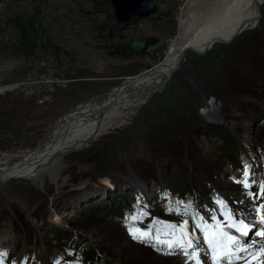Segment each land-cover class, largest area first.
Wrapping results in <instances>:
<instances>
[{
    "label": "rangeland",
    "instance_id": "374dc122",
    "mask_svg": "<svg viewBox=\"0 0 264 264\" xmlns=\"http://www.w3.org/2000/svg\"><path fill=\"white\" fill-rule=\"evenodd\" d=\"M153 1L159 6L157 12L122 25L114 18L110 0H0L1 164L7 160L14 164L16 154L35 149L49 126L70 110L104 96L102 92L110 86L118 84L109 93L122 89L144 64L163 60L177 33L179 12L186 0ZM257 19L256 25L234 37L196 51L186 50L164 92L154 93L129 118L64 154L57 181L47 176L43 185L28 178L5 183L0 188V239L4 240L0 241V251H13L22 232L26 238L31 235L36 262L30 258L28 262L40 264V251L49 258L55 254L50 247L65 248L60 241L63 236L68 240L78 234L81 237L77 235L73 241H85L81 239L84 237L89 241L74 253L73 247H68L69 262L77 260L71 256L84 250L80 264H100L88 249L91 247L115 264H185L178 251L169 255L132 239L126 224L125 229L122 227V218L111 226L99 224L106 212L102 203L109 200L110 192L97 189L100 184L107 187L111 177L116 182H129L119 186L112 183L117 187L111 191L124 192L118 204L125 217L137 205V198H145L140 204L146 205L150 215L141 227L154 217L172 223L181 220L165 210L168 201L161 203L162 193L148 178L169 186L166 192L173 195H168L170 200L191 201L205 217L212 202L211 208L215 206L217 190L234 194L236 200L243 198L238 203L244 204L243 214L251 219L253 202L234 180L240 177L245 163L252 165L254 174L256 167L259 169L257 184L264 179V118H255L262 111L246 104L256 102L264 108V2ZM145 35L159 36L147 51L125 46L129 38ZM39 70L47 77L61 75L52 83L53 90L32 94L23 87L6 89V85ZM226 126L229 129L225 130ZM9 156L13 158L6 159ZM229 167H233L232 173L225 171ZM134 177L149 181L143 183L147 190L143 194H138ZM86 187L99 191L98 195H87ZM251 191L255 193L257 186ZM149 192L153 193L150 198ZM81 195L85 200L72 203ZM107 215L114 218L117 211ZM14 217L21 223L17 224ZM49 227L58 229V237ZM64 232L71 235L67 238ZM42 238L50 247L44 248ZM21 240L23 244L24 238ZM13 253L18 255L20 250ZM63 258L56 261L66 264ZM9 262L7 255L6 264Z\"/></svg>",
    "mask_w": 264,
    "mask_h": 264
},
{
    "label": "bare ground",
    "instance_id": "6f19581e",
    "mask_svg": "<svg viewBox=\"0 0 264 264\" xmlns=\"http://www.w3.org/2000/svg\"><path fill=\"white\" fill-rule=\"evenodd\" d=\"M263 2L264 0H186L179 12L177 33L170 40L163 60L148 69L143 66L141 70H144L132 76L128 85L121 87L122 89H113L111 93L93 98L64 114L49 126L35 149L16 154L18 161L14 164L8 160L0 163V188L13 178H28L41 185L47 176H51L54 182L57 181L62 171L64 154L118 125V121L129 118L154 93L166 90L172 74L180 66L182 56L179 54L183 48L192 50L208 47L250 29L258 22L257 16ZM9 158L13 156L6 159ZM255 171L259 174L257 167ZM139 186L146 188L143 182ZM233 199L235 210L242 211L243 214L246 207ZM248 239L259 238L251 236ZM0 241L4 240L1 238Z\"/></svg>",
    "mask_w": 264,
    "mask_h": 264
},
{
    "label": "snow or ice",
    "instance_id": "6c2138e0",
    "mask_svg": "<svg viewBox=\"0 0 264 264\" xmlns=\"http://www.w3.org/2000/svg\"><path fill=\"white\" fill-rule=\"evenodd\" d=\"M251 169L252 165L245 163L240 177L234 180L253 202L254 215L251 219L242 211L231 208L226 198L219 195L214 199L215 207L208 209V216L205 217L191 201L170 200L165 194L164 198L168 201L165 210L180 216V222L172 223L154 217L149 224L141 227L150 213L137 198V205L125 217L129 235L169 255L178 251L185 258V264L189 261L192 264H264V179L257 184ZM253 185L257 186L255 193L251 191ZM250 236L259 239H248ZM7 255L0 251V264H6ZM12 264H27V259L22 258ZM56 264H61V261L57 260ZM66 264L80 262L77 259Z\"/></svg>",
    "mask_w": 264,
    "mask_h": 264
},
{
    "label": "water",
    "instance_id": "95a60500",
    "mask_svg": "<svg viewBox=\"0 0 264 264\" xmlns=\"http://www.w3.org/2000/svg\"><path fill=\"white\" fill-rule=\"evenodd\" d=\"M110 4L113 9V15H114L115 20L117 21V23L122 24V25L126 24L127 22L137 17L148 16L159 10V6L153 0H110ZM158 40H159V36L157 35H145L141 37H132L127 40V42L125 43V46L129 49H133L138 52H145L147 51V48L149 46L155 44ZM185 50L186 48H183L179 56H182ZM192 50L196 51L194 48ZM143 66L145 69L152 67L150 63H146ZM143 70L144 69L140 71H143ZM117 85L118 84H115L114 86L116 87ZM114 86L108 87L102 93L108 94L109 91L111 90L110 88ZM82 101L80 102L82 103Z\"/></svg>",
    "mask_w": 264,
    "mask_h": 264
},
{
    "label": "built area",
    "instance_id": "2783aa9c",
    "mask_svg": "<svg viewBox=\"0 0 264 264\" xmlns=\"http://www.w3.org/2000/svg\"><path fill=\"white\" fill-rule=\"evenodd\" d=\"M45 75L48 76V74H45L43 70L33 71L30 75L23 77L22 79L14 82L12 85H6V89L9 87H23L27 93L29 92L32 94L39 92L41 89L51 91L53 90V87L51 88L52 83L55 84V80L56 82L59 81L58 76L61 75L56 76V74H50L49 77Z\"/></svg>",
    "mask_w": 264,
    "mask_h": 264
},
{
    "label": "trees",
    "instance_id": "16d2710c",
    "mask_svg": "<svg viewBox=\"0 0 264 264\" xmlns=\"http://www.w3.org/2000/svg\"><path fill=\"white\" fill-rule=\"evenodd\" d=\"M246 104H250L249 102H246ZM111 181H112V183H115L116 185H117V182H116V179L114 178V177H111ZM101 186V187H100ZM98 187H100L99 189H97V190H99V191H107V188H106V186L105 185H103V184H100ZM98 187H96V188H98ZM86 188H88V194L87 195H89V194H92V193H94V195H98V193H99V191L98 192H95V191H91V190H93V189H90L89 187H86ZM86 188H84V189H86ZM114 195H115V193H114ZM113 194L111 195V197H113L114 196ZM80 197V198H79ZM79 197H77V198H75L74 200H73V202L72 203H77V202H82L83 201V199H84V195H81V196H79ZM92 197V196H91ZM87 199H89V197L87 196ZM94 199H97V198H94ZM93 199V200H94ZM80 200V201H79ZM85 200V199H84ZM98 200V199H97ZM69 203H70V201H68ZM83 208H81V212L80 213H82L83 212ZM102 220H104V217H100L99 218V224H103V222H102ZM104 225V224H103ZM108 227V226H107ZM66 234L67 235H69L70 236V233H67L66 232ZM81 236V235H80ZM84 239H86L85 237H84ZM92 253H94V250L92 251ZM94 255H95V253H94Z\"/></svg>",
    "mask_w": 264,
    "mask_h": 264
}]
</instances>
